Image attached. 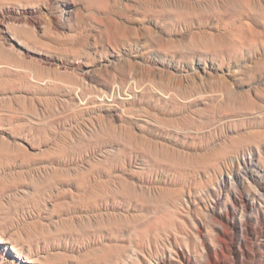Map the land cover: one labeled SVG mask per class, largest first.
Instances as JSON below:
<instances>
[{"label":"rangeland","instance_id":"obj_1","mask_svg":"<svg viewBox=\"0 0 264 264\" xmlns=\"http://www.w3.org/2000/svg\"><path fill=\"white\" fill-rule=\"evenodd\" d=\"M263 168L264 0H0L15 264L197 263Z\"/></svg>","mask_w":264,"mask_h":264},{"label":"bare ground","instance_id":"obj_2","mask_svg":"<svg viewBox=\"0 0 264 264\" xmlns=\"http://www.w3.org/2000/svg\"><path fill=\"white\" fill-rule=\"evenodd\" d=\"M235 202L233 209L231 211L227 209L225 214L223 213L224 216L213 215L212 221L219 229L214 230L211 243L208 244L201 241L202 251L199 254L200 260L194 264H264V219L263 221H258L257 228L255 229H243L242 225L238 228L236 223L233 222L238 215ZM247 209L248 204L245 202L244 206H242V213H239L238 218L242 219ZM236 233L238 234L236 235ZM14 253H16V248L11 245L8 239L0 238V260L5 261L6 264H15L12 257ZM178 254L179 260L173 264H191L184 252H179Z\"/></svg>","mask_w":264,"mask_h":264}]
</instances>
